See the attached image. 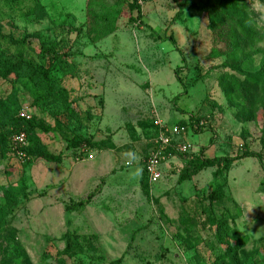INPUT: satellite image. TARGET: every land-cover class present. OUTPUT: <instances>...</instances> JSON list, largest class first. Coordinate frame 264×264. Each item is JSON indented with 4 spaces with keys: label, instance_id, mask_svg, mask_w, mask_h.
Masks as SVG:
<instances>
[{
    "label": "rangeland",
    "instance_id": "374dc122",
    "mask_svg": "<svg viewBox=\"0 0 264 264\" xmlns=\"http://www.w3.org/2000/svg\"><path fill=\"white\" fill-rule=\"evenodd\" d=\"M138 1L141 17L129 1L0 0L6 58L48 64L47 45L61 54L54 75L67 93L35 103L17 85V106L4 105L29 114L46 150L66 157L22 162L0 148V264H223L237 242L242 264H264V111L259 105L246 119L221 83L225 74L243 79L239 67L258 70L264 0H243L255 39L238 32L235 43L228 25L211 21L226 0ZM38 3L42 18L27 15ZM13 78H0V100L12 94ZM158 118L187 124L182 139L193 151L176 153L163 177L146 184ZM77 138L93 145L69 149ZM246 150L262 163L247 157L179 179L197 170L199 156ZM217 188L224 197L211 204Z\"/></svg>",
    "mask_w": 264,
    "mask_h": 264
},
{
    "label": "trees",
    "instance_id": "16d2710c",
    "mask_svg": "<svg viewBox=\"0 0 264 264\" xmlns=\"http://www.w3.org/2000/svg\"><path fill=\"white\" fill-rule=\"evenodd\" d=\"M119 1H129L131 7L138 12V17H141V6L138 0H119ZM245 5L243 0H226L224 4L221 5V11L217 12L211 17L212 25L217 28L225 27L228 25L231 29V41H239L238 32H242L245 38L250 40L255 39V32L250 25L249 16L244 9ZM44 11L45 7L41 4H37L36 8L30 9L27 15H36L42 18L39 10ZM228 21H237V26H231ZM112 31L108 30L104 32V35L110 34ZM262 51V50H261ZM41 53L47 54L49 57V63H42L41 65H35L31 61L20 58L17 60H11L6 58L4 51L0 49V78L4 80L11 79L12 76L14 82V89L12 94L7 100H0V120L2 125V130L0 131V148L4 154H13L12 138L15 134L20 132H25L28 137V146L24 147L23 150L26 155L30 158H42L47 162L60 164L65 159V154H53L46 150L44 145L40 142L38 136L35 134L36 124L33 120L21 118L15 116L14 112L16 107L14 106H4L7 103H13L17 106V94L18 87L21 85L29 92L34 98L35 103H39L43 99H59L67 95L65 89L60 85L59 81L54 75V70H58L57 61L61 60V54L51 51L47 48V45H43ZM238 72L244 78H240L234 74L223 75L221 77V83L225 86V89L230 95V97L235 101L238 107L241 109L243 115L248 120H254L256 118V108L261 105L264 111V54L262 56L258 70H244L238 68ZM178 76V73L176 72ZM12 110L14 112L12 113ZM70 113V110H67ZM182 125H187L185 123H179ZM196 124H200L198 120H193L190 118L189 125L196 127ZM12 127L9 131L6 128ZM204 128L199 126L198 130L201 131ZM197 130V128H196ZM68 148L78 147L82 144L92 146L93 143L90 139L85 138L78 140L69 139ZM188 154V153H187ZM197 157V156H195ZM255 157L259 159L262 163L260 154L246 150L242 155L234 158L230 157H214L207 158L199 156V166L197 170H185L180 174V181L189 179L193 173L198 170L219 165L224 168H229L234 161L239 159ZM28 159V160H29ZM27 160V161H28ZM264 167V166H263ZM145 173V171H144ZM144 182L149 184L148 176L145 173ZM224 197V191L222 188H217L211 192L208 196L210 203L221 200ZM91 198L89 196L88 200ZM86 204V201H81L75 204L73 209H77ZM4 215L0 212V222L2 223ZM226 236H219L220 239H224ZM241 248V243L237 242L235 245H230L226 253L219 259L223 264H242L246 258L245 255H240L238 252ZM246 261V260H245ZM59 264H65L64 260H61Z\"/></svg>",
    "mask_w": 264,
    "mask_h": 264
},
{
    "label": "built area",
    "instance_id": "2783aa9c",
    "mask_svg": "<svg viewBox=\"0 0 264 264\" xmlns=\"http://www.w3.org/2000/svg\"><path fill=\"white\" fill-rule=\"evenodd\" d=\"M24 117L30 119L31 116L24 114ZM156 124L159 132L155 147L151 150L143 165L150 183L158 182L163 177L164 164L173 159L176 153L187 154L193 151L192 145L182 139L189 131L187 125L175 124L170 126L159 118ZM28 144V137L25 132L17 133L12 138L13 154L22 162L29 159L23 150Z\"/></svg>",
    "mask_w": 264,
    "mask_h": 264
},
{
    "label": "clouds",
    "instance_id": "9594fccd",
    "mask_svg": "<svg viewBox=\"0 0 264 264\" xmlns=\"http://www.w3.org/2000/svg\"><path fill=\"white\" fill-rule=\"evenodd\" d=\"M250 212L252 211V209L249 210Z\"/></svg>",
    "mask_w": 264,
    "mask_h": 264
},
{
    "label": "crops",
    "instance_id": "0c3cea01",
    "mask_svg": "<svg viewBox=\"0 0 264 264\" xmlns=\"http://www.w3.org/2000/svg\"><path fill=\"white\" fill-rule=\"evenodd\" d=\"M165 165H166V163H165ZM165 165H164V166H165Z\"/></svg>",
    "mask_w": 264,
    "mask_h": 264
}]
</instances>
